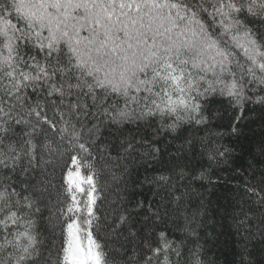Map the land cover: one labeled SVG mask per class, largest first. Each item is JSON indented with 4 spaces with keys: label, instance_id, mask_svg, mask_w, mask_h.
Wrapping results in <instances>:
<instances>
[{
    "label": "snow or ice",
    "instance_id": "6c2138e0",
    "mask_svg": "<svg viewBox=\"0 0 264 264\" xmlns=\"http://www.w3.org/2000/svg\"><path fill=\"white\" fill-rule=\"evenodd\" d=\"M262 93L264 0H0V264H121L124 244L109 255L91 233L98 194L80 222L74 196L53 203L61 164L62 193L81 164L93 192L92 175L110 173L108 230L142 244L124 264H208L193 226L203 198L184 215L191 242L161 229L202 197L194 182L236 164L225 137L264 127ZM249 155L231 168L230 264H264V140ZM137 163L154 174L133 177ZM130 185L151 198L132 204ZM53 209L67 233L55 253L37 219Z\"/></svg>",
    "mask_w": 264,
    "mask_h": 264
},
{
    "label": "trees",
    "instance_id": "16d2710c",
    "mask_svg": "<svg viewBox=\"0 0 264 264\" xmlns=\"http://www.w3.org/2000/svg\"><path fill=\"white\" fill-rule=\"evenodd\" d=\"M248 94L252 95L251 92ZM250 107L258 106L250 105ZM246 114L254 116L253 113ZM261 140H264V127H262L261 123L253 120L243 129V135L241 137H233L231 139L225 137L221 143L229 148L235 149L234 157L236 158V164L247 166L248 161L251 160V155H249V153H258ZM240 157H243V159L241 160ZM236 164H234L233 159L230 158L227 165L222 164L219 168H213L211 179L216 181L217 178H219L221 180L219 184H208L207 181L194 182L193 187L202 194V197L193 193L187 203V212L184 208H180L175 216L169 220L166 227H162L161 229L169 231L171 239L176 241L188 240L191 242L195 238L186 236L182 231L184 228V215H189V218H191V212L197 208L198 201L203 198L205 215L197 217L199 224H194L193 226L197 227V232L200 236L198 243L203 248L202 255L208 264H211V262H215V264H230L233 258L232 230L229 226L231 224V214L234 210L233 206L235 203L234 199H232L231 189L238 183L239 179L238 177L234 179L233 177L235 174L231 171V168L236 166ZM62 166L63 164L57 166L54 172L55 179L53 183L55 188L51 191L53 203L56 202L57 197H59L60 200L67 198L68 202H71V197L74 196L78 204L76 218H78V222H80L88 215L87 206L90 202L89 193H91L92 196L98 194L100 198L96 199L95 205L93 206V212L95 216L98 217V220H93L91 227L92 236L97 242L106 245L104 250L108 252L109 255L112 254V250L119 249L120 244H124V249H121V264H124L129 257L133 256V248H135L138 254H141L142 244L140 239H136L130 243L124 239L116 242L115 238L108 230L114 208L112 203L115 199L113 188L117 186L113 184L110 173L102 171L99 175H92V179L95 182V191L93 192L87 183L89 173L84 169L83 164H81L79 169L73 170L72 179L76 190L71 194L62 193ZM69 167H71V165H69ZM257 167H259V165H257ZM129 170L133 177L141 181L145 176H152L154 174L151 168L146 170V165L143 163H137L134 167L130 165ZM228 181H231V184H229ZM133 191H135V195H132ZM128 196L132 204L135 203L136 199H150V188L148 185H145L141 189H134V187L130 185ZM48 216L49 213L44 212V217L47 218ZM37 219L44 244L55 253L56 250L60 248L62 239H67L66 231L62 236V218L56 215L55 209H53L51 222L47 219L41 220L39 217H37ZM41 225H43V227H41ZM81 227L83 228V225H81ZM124 235L127 236V233ZM78 242L83 247L87 246V238L84 235L79 236ZM136 258L139 259V255H137ZM257 258H259L258 254ZM171 259L175 261L176 258L173 256Z\"/></svg>",
    "mask_w": 264,
    "mask_h": 264
}]
</instances>
